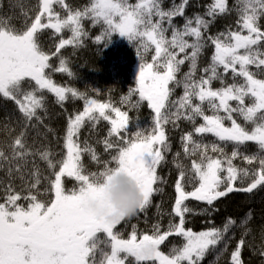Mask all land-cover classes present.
I'll return each instance as SVG.
<instances>
[{
    "label": "snow or ice",
    "instance_id": "6c2138e0",
    "mask_svg": "<svg viewBox=\"0 0 264 264\" xmlns=\"http://www.w3.org/2000/svg\"><path fill=\"white\" fill-rule=\"evenodd\" d=\"M54 5L66 15L61 16ZM7 7L12 14L4 11V0H0V100L12 103L15 111L4 124L14 135L0 145V169L7 166L8 177L7 182L0 180V264H202L209 252L227 250L236 220L227 217L221 227L193 231L186 227V215L195 213L186 202H202L207 205L202 211L211 214L218 211L215 202L231 193L254 195L264 190V0L231 4L212 0L203 13L192 15L186 12L198 7L192 0H169L167 7L165 0H88L79 9L65 0H37L33 7L23 0H9ZM233 13L234 24L211 33L218 19ZM18 18H22L20 27L13 23ZM85 20L102 28L95 37L97 44L107 46L119 34L136 47L141 61L136 86L121 103L129 111L146 105L152 113L148 127L140 125L139 117L134 122L129 111L110 101L91 99L52 79L54 72L75 75L66 59L58 57V67L52 59L66 46L84 44ZM49 29L53 34L71 33L70 38L59 39L54 52L41 45V35ZM209 48L213 49L209 63L201 68L200 58ZM150 50L154 52L151 62L144 55ZM186 63L188 71L178 78ZM176 88H182L183 94L173 99ZM45 93L54 95L61 106L69 97L84 101L83 110L67 119L66 155L59 161L51 149L34 150L28 144L29 130L43 124L41 112L47 114ZM134 96L138 98L133 102ZM101 119L110 125L103 145L111 155L103 162L87 141L83 145L79 141L85 123L95 127ZM181 120L192 125L180 138L183 157L190 165L179 159L181 152L175 153L178 177L167 230L162 232L157 223L152 234L138 236L133 226L125 238L117 226L128 218L106 222L85 211L84 200L99 191L96 182L114 171L128 175L140 187L144 198L137 214L144 213L162 191L158 168L171 151L167 126L176 128ZM208 135L215 140L204 143ZM249 142L256 152L241 150ZM229 144L233 146L230 155L225 152ZM84 154L102 164L101 169L87 172ZM30 156H38L52 170L53 178L43 193L39 168L34 165L26 171ZM238 158L247 166L235 164ZM65 177L75 182L71 190L65 187ZM16 179L24 187L17 188ZM250 216L246 213L241 221L245 231L231 251L230 264H244ZM171 236L183 243L165 253L161 245ZM259 254L264 256V246Z\"/></svg>",
    "mask_w": 264,
    "mask_h": 264
},
{
    "label": "trees",
    "instance_id": "16d2710c",
    "mask_svg": "<svg viewBox=\"0 0 264 264\" xmlns=\"http://www.w3.org/2000/svg\"><path fill=\"white\" fill-rule=\"evenodd\" d=\"M85 0H65L73 9H79L80 2ZM212 0H192V3L198 5V7H189L186 12L188 15L193 13H203L206 6L211 3ZM230 4L233 0H229ZM4 3H9V0H4ZM169 0H165V7L168 6ZM56 11L60 12L61 16H65L66 12L59 5H54ZM234 13L225 18L217 20L216 24L211 29V33L215 34L218 31L225 30L226 26L235 22ZM182 19L177 18V21ZM17 27H20L22 20L17 19ZM15 22V23H16ZM84 28L88 32V36L85 38L84 44L80 47L66 46L58 56H54L52 63L55 66H59L58 57H62L67 60L70 70L74 72L73 77L67 76L65 73H52V79L58 85L65 87H73L81 92H85L91 99H97L100 102H111L115 106L121 108V110L129 111L128 105L121 103L122 98L128 94L130 88L136 84L137 76L139 73L140 57L137 55L136 47L130 46L125 42L118 39V35L114 34L111 41L107 46L97 44L95 37L102 33L100 26L92 27L90 21L85 20ZM71 33L64 31L62 34H53V30H44V34L41 35V45L48 52H54L55 46L59 43L60 38H70ZM213 49L209 48L200 58V67L203 68L202 62L211 57ZM153 51L145 53V59L151 62V56ZM188 71V65L185 64L183 71ZM183 73L178 75V78L183 77ZM199 75V72H198ZM177 94L174 99L180 97L183 94L182 88H176ZM47 96L46 107L47 114L43 112L40 115L43 118V124L39 125L36 129H30L28 135V144L31 148L41 149L47 147L51 149L54 154V159L59 161L66 155V149L64 148V140L67 127V119L69 115H75L83 110L84 101L69 97L61 106L56 103L55 97L52 94L45 93ZM15 111L14 105L10 102H4L0 100V145L10 142L11 135L4 128V124L8 122L7 117L9 113ZM133 121L139 117V123L143 127H148L152 122V113L146 105L142 106L139 111L133 109L129 111ZM200 122L197 121V124ZM179 126L173 128L172 125L167 126V135L171 144V151L166 153V163L162 164L158 168L159 175L163 178V183L158 186L162 191L152 198V203L144 213H138L136 216L127 219V222H122L117 228L124 235L125 238L133 230V226L137 231L138 236L144 232L153 229V225L159 223L160 226L165 225L168 221L173 219L170 215L175 198L174 182L178 177V170L175 167L174 157L176 152H181L179 158L185 165H190V160L184 159L181 135L184 132L192 130V125L184 120L178 122ZM12 127L19 131V128L12 123ZM46 126V127H45ZM110 125L102 119L93 127L91 122H86L85 126L80 130L81 135L87 140L91 147H93L100 160L106 161L110 159L111 153H106L103 145V140L107 137V131ZM50 129V131H49ZM134 130V129H133ZM199 139V137H197ZM215 140V137L210 135L204 138V143H211ZM35 141V142H34ZM233 150L231 144L225 146V152L229 155ZM246 153L256 152L258 149L256 146L249 142L247 149H241ZM210 155H216L209 153ZM29 163L26 171H32L33 166L38 167L41 174V184L39 185L40 192L43 193L47 186L48 180L52 179V170L47 168L45 162L39 159L38 156L28 157ZM85 170L87 172L99 171L102 164L97 166V163L90 159V157H82ZM235 164L242 167L247 166L246 162L242 159H236ZM58 170V168H57ZM7 166L0 169V180L7 182L8 177ZM65 181V187L71 190L75 186V182L70 178H63ZM17 188L24 187V184L19 180H15ZM191 190V186H189ZM3 197L2 188H0V199ZM43 200H47L48 197L41 195ZM188 202H194L202 204L194 200ZM215 208L218 211H213L211 214H203L200 216L186 215V227L191 228L193 231L199 232L207 230L215 225L221 227L227 217H232L237 222V227L232 229L234 233V239H232L227 250L223 252H209L205 257L202 264H230L231 251L235 249L238 241L241 239L245 228L240 226L242 219L246 216V213H251L247 227L250 229L248 235L245 237L246 246L242 250V259L244 264H262L264 262V256L259 254V249L264 246V190L255 193L254 195L243 193H231L227 197L221 198L215 202ZM176 218L175 221H177ZM183 243L182 239L176 236L169 237L164 244L161 245V250L167 253L173 245L179 246ZM222 247V246H221ZM254 254V255H253ZM258 254V255H257Z\"/></svg>",
    "mask_w": 264,
    "mask_h": 264
},
{
    "label": "clouds",
    "instance_id": "9594fccd",
    "mask_svg": "<svg viewBox=\"0 0 264 264\" xmlns=\"http://www.w3.org/2000/svg\"><path fill=\"white\" fill-rule=\"evenodd\" d=\"M96 183L99 191L84 200L85 211L106 222L131 218L137 214L144 197L132 178L113 171Z\"/></svg>",
    "mask_w": 264,
    "mask_h": 264
},
{
    "label": "rangeland",
    "instance_id": "374dc122",
    "mask_svg": "<svg viewBox=\"0 0 264 264\" xmlns=\"http://www.w3.org/2000/svg\"><path fill=\"white\" fill-rule=\"evenodd\" d=\"M23 2H24V4L27 6V7H33V6H35V4H36V2H37V0H23ZM82 3V4H81ZM88 3V0H85L84 2H80V4H81V6H80V8H82L83 6H85L86 4ZM7 5H8V3H5V9H4V11L6 12V13H8V14H12L11 13V11L8 9V7H7ZM19 14V10H17V15ZM235 15V14H234ZM235 18H237L236 17V15H235ZM19 20H22V18H18ZM16 20L17 19H15L14 21H13V23H15L16 22ZM236 20V19H235ZM178 23H180V24H182L183 23V20H181V21H177ZM16 25H17V22L15 23ZM234 24V23H233ZM18 26V25H17ZM118 35V39H120L122 42H125L126 44H128V45H130V46H133L132 45V43H130L128 40H127V38H125V37H122V36H120L119 34H117ZM209 60H210V57L208 58V59H206V60H204L203 62H202V66L203 67H205V66H207V64L209 63ZM184 69H185V65L184 66H182V68H181V71H182V73H183V71H184ZM181 73V72H180ZM179 73V74H180ZM178 74V75H179ZM135 86H136V84L132 87V88H135ZM214 87H219V84L218 83H215L214 84ZM175 94H177V90H175ZM174 94V95H175ZM127 95H125V97H126ZM138 97H136V96H134V97H132V100H133V102L137 99ZM173 99H174V97H173ZM124 104H126V103H124ZM199 121V120H198ZM199 122H201V121H199ZM61 141H64V140H61ZM79 141H80V143H81V145H83V143H84V141H87L88 142V139L86 140L85 138H84V136L83 135H81V133H79ZM88 144H89V142H88ZM90 145V144H89ZM91 146V145H90ZM96 151V150H95ZM88 154H84L82 157H87L88 158ZM90 157V156H89ZM94 162V161H93ZM96 162H94V164H95ZM97 166H99V164H97ZM86 168V167H85ZM188 204V206L190 207V208H192L193 210H194V213L195 214H187V215H193V216H200V215H203V214H205V212L204 211H202L203 209H205V208H207V207H204L202 204H197V203H194V202H188L187 203ZM175 222H178V220L177 221H175ZM168 223H169V221L165 224V225H163V226H161V231L163 232V231H165V230H167V226H168ZM152 231H153V229H150L149 231H146V232H144L143 234H152ZM254 255V254H253ZM258 255V254H257Z\"/></svg>",
    "mask_w": 264,
    "mask_h": 264
}]
</instances>
